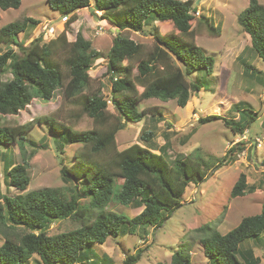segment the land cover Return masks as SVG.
<instances>
[{"label":"trees","instance_id":"obj_1","mask_svg":"<svg viewBox=\"0 0 264 264\" xmlns=\"http://www.w3.org/2000/svg\"><path fill=\"white\" fill-rule=\"evenodd\" d=\"M47 3L66 17L65 28L47 43L42 37L33 40L23 50V57L13 49L0 55V114L16 116L34 98L50 101L58 90L67 101L81 99L78 117L91 118L93 128L74 130L48 116L37 122L47 124L51 132L59 136L57 144L62 155L67 145L79 146L74 151L72 165H66L62 158L60 173L66 182H82L83 190L76 186L69 200L58 189L28 191L31 179L24 147L26 134L34 128V123L0 124V146L9 149L14 144L20 145L22 157V163L5 165V180L19 194L0 195V236L3 239L0 264H92V247L105 244L109 238H118L122 225L128 226L130 234L138 229L148 233L150 228H161L182 206L187 187L204 182L210 172L203 162L189 156L170 162L163 152L156 153L138 143L119 150L116 137L126 120L140 123L146 116L163 120V112L158 107L139 111L143 100H176L179 107L185 108L191 94L202 90L199 79L192 82L189 78L195 72L213 74L215 59L196 44V36L202 29L210 37L221 35L212 19L198 17L193 0H48ZM21 5L22 0H0L3 11L19 9ZM82 9L99 12L101 20L120 30L107 56L115 114L109 112L108 101L100 95L101 88H93L94 79L89 75L100 52L93 49L91 41L81 32L75 41L67 39L70 25ZM151 15H155V21L169 24L173 29L164 34L155 26L154 46L147 52L122 33H143ZM238 22L251 37L253 50L264 61V4L250 0ZM29 23L36 21L28 19L2 27L0 44H11ZM135 67L137 75H134ZM7 72L13 78L4 82L3 75ZM233 107L239 113L238 119L208 115L200 118L199 123L222 121L235 134H244L257 120L254 111L238 105ZM153 135L152 131H147L141 139L149 143ZM232 150L229 153H233ZM247 188V177L242 175L233 187L232 198L244 196ZM86 197L89 204L82 206L80 201ZM114 201L142 208V211L129 218L108 210V205ZM70 218L79 220L80 226L57 235L49 234L55 223ZM194 232L210 264H260V259L254 255L246 258L247 250L240 254V246L264 232V205L261 214L244 218L225 235L211 224ZM191 252L192 246L183 238L170 264H192ZM35 256L38 260H34ZM140 259L141 254L129 256L122 264H136Z\"/></svg>","mask_w":264,"mask_h":264},{"label":"rangeland","instance_id":"obj_2","mask_svg":"<svg viewBox=\"0 0 264 264\" xmlns=\"http://www.w3.org/2000/svg\"><path fill=\"white\" fill-rule=\"evenodd\" d=\"M48 0H22L19 9L3 11L0 9V29L10 23H23L33 19L23 33L11 44H0V55L13 49L19 56H24V49L31 42L42 37L44 43L56 38L63 30L67 20L59 11L52 10ZM186 1V0H184ZM197 7L198 17H210L221 31L219 37H210L205 29L196 36V44L215 59L212 75L195 72L190 81L203 85L199 93H192L185 108L177 105L176 100L167 102L159 99H146L139 104V111L158 107L163 112V120L146 116L140 123L125 121L124 128L117 134L119 150L134 144L151 148L154 152H163L170 162L180 157L189 156L203 162L210 169L208 178L196 185L191 183L181 199L182 206L172 213L162 227L140 229L135 234L127 232V225H122L118 238H109L103 245L92 247L90 258L92 264H122L129 256L141 254L136 264H170L172 255L179 249L182 239L192 246V264H208L203 249L198 241L195 229L211 224L225 235L235 229L244 218L261 214L264 205V61L252 48L251 37L243 31L238 22L239 15L249 6L250 0H193ZM264 4V0H258ZM99 12L93 9H82L76 14V21L67 32L68 41H75L78 32L91 41L93 49L100 52V58L92 65L89 75L94 79L93 88H101L100 95L108 101L110 113H116L112 103V81L107 72V56L113 46L115 37L120 33L105 20L100 19ZM162 33H170L169 24L155 21L151 15L143 33L125 31V37L135 41L142 51H150L154 46V28ZM53 27L55 30H49ZM241 56V58H240ZM177 64L181 66L179 62ZM134 75L138 74L134 68ZM11 73L3 75V81H9ZM81 99L74 101L64 99L58 90L50 101L34 98L31 104L18 115H1L0 124L7 126L23 125L31 121L34 128L26 134L24 152L29 161L31 184L28 191L44 188L58 189L65 199H70L73 189L83 190V183L66 182L61 177V160L66 165L74 162V151L78 145H67L62 155L58 150V135L51 132L47 124H39L41 117H52L74 130L93 128V120L86 115L81 118ZM238 105L252 109L256 121L244 134H235L222 121L208 124L199 123V119L208 115H220L228 119L239 117L233 107ZM232 107V108H231ZM238 119V118H237ZM147 131L153 132L149 143L142 141L141 136ZM260 139V147L255 141ZM21 146L14 144L7 149L0 146V195H17L14 188L4 180L5 165L11 159L22 163ZM233 149V153H229ZM3 155L5 156L3 159ZM228 155V157H226ZM226 157V158H225ZM230 159V161H229ZM229 161V163H227ZM220 165V166H219ZM247 177L246 194L232 198L231 192L239 178ZM6 181V182H5ZM9 187V188H8ZM253 187L254 191L249 189ZM86 197L80 201L88 206ZM108 210L133 218L140 213L135 206H123L110 202ZM92 217L94 213H90ZM80 226L77 219L70 218L57 222L49 231L50 235L74 230ZM26 233V231H23ZM3 239L0 236V245ZM257 245V247H255ZM240 254L248 251L247 257L253 255L264 264V232L258 238L245 241L240 246ZM96 253V254H95ZM243 261L246 262L247 259ZM248 259V260H249ZM34 260H38L37 256ZM89 263V262H88ZM91 264V263H90Z\"/></svg>","mask_w":264,"mask_h":264},{"label":"crops","instance_id":"obj_3","mask_svg":"<svg viewBox=\"0 0 264 264\" xmlns=\"http://www.w3.org/2000/svg\"><path fill=\"white\" fill-rule=\"evenodd\" d=\"M232 108V107H231ZM238 118V117H237ZM237 118H235V119H237ZM158 153H160V152H158ZM3 159H4V155H3ZM9 162H11V163H13V164H18V163H15V162H13L11 159L9 160ZM4 180H5V175H4ZM6 182V181H5ZM9 188V187H8ZM142 211V208H140V212ZM255 247H257V245L255 246ZM203 249V248H202ZM204 253V252H203ZM205 256V255H204ZM255 257V256H254ZM206 258V257H205ZM256 258V257H255ZM191 259H192V256H191ZM207 260H208V264H210V261H209V259L208 258H206ZM261 264V263H260Z\"/></svg>","mask_w":264,"mask_h":264},{"label":"built area","instance_id":"obj_4","mask_svg":"<svg viewBox=\"0 0 264 264\" xmlns=\"http://www.w3.org/2000/svg\"><path fill=\"white\" fill-rule=\"evenodd\" d=\"M196 14H198V13H196ZM49 30L54 31L55 29H54L53 27H50ZM261 144H262V141H261L260 139H257V140L255 141V145H256V146L260 147Z\"/></svg>","mask_w":264,"mask_h":264},{"label":"water","instance_id":"obj_5","mask_svg":"<svg viewBox=\"0 0 264 264\" xmlns=\"http://www.w3.org/2000/svg\"><path fill=\"white\" fill-rule=\"evenodd\" d=\"M116 31L119 33L120 32V30L119 29H116Z\"/></svg>","mask_w":264,"mask_h":264}]
</instances>
